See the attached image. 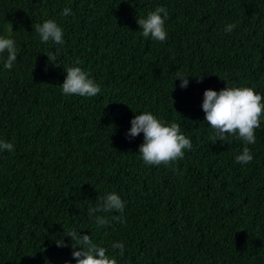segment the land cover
I'll use <instances>...</instances> for the list:
<instances>
[{
    "label": "trees",
    "instance_id": "1",
    "mask_svg": "<svg viewBox=\"0 0 264 264\" xmlns=\"http://www.w3.org/2000/svg\"><path fill=\"white\" fill-rule=\"evenodd\" d=\"M158 6L168 10L164 42L137 23ZM48 19L63 45L40 43L33 24ZM9 22L17 60L11 70L0 61V140L15 150L0 152V264H76L71 237L56 245L73 229L117 264H264V120L247 145L253 161L238 164L244 143L213 144L202 109L204 92L227 84L264 96V0H0V35ZM45 53L56 57L47 70ZM67 66L101 92L63 95ZM143 111L178 123L191 150L169 166L145 164L143 133L126 138ZM113 191L126 222L115 211L90 217ZM95 215L109 224L97 226Z\"/></svg>",
    "mask_w": 264,
    "mask_h": 264
},
{
    "label": "clouds",
    "instance_id": "2",
    "mask_svg": "<svg viewBox=\"0 0 264 264\" xmlns=\"http://www.w3.org/2000/svg\"><path fill=\"white\" fill-rule=\"evenodd\" d=\"M71 13L70 8H64L62 16L67 17ZM168 17V10L165 7L158 6L153 11H149L146 16H138L137 23L142 30L145 38H151L154 41L164 42L167 39L165 22ZM236 25L229 23L224 31L230 33ZM33 30L38 35L39 41L46 44L49 41L56 45H63V29L55 20L48 19L43 23L33 24ZM13 27L9 22L7 27L8 35H0V61H3L4 69L11 70L14 62L17 60V47L15 40L11 37ZM7 53L6 59L3 54ZM48 63L55 64L56 57L50 53ZM79 65V61L76 62ZM67 73L64 82L60 85L62 94L65 96L78 95L81 97H94L101 92V87L96 83L88 72L80 66L65 67ZM176 77L181 81L180 87L187 88L189 77L183 72L177 71ZM198 81L203 80V76H198ZM176 79V80H177ZM202 109L205 112V121L211 126L213 132L210 139L213 144L219 139L223 142L228 136H234L240 139L245 147L242 152L235 156V163L249 164L253 161V154L247 145L256 143V129L260 128L261 121L264 120V96L258 93L254 88L248 86H229L216 91L207 89L204 92ZM143 133V143L139 146V155L143 162L148 165L165 166L182 159L185 150H191L192 142L182 131L176 122H167L158 118L150 111H143L136 114L131 120V128L126 133V138L132 140ZM14 144L8 141L0 140V152L14 151ZM125 203L116 192H107L99 196L94 207L88 209L89 216L96 213L119 212L120 215L113 216L112 219L117 222H126L123 219ZM94 220L97 226H106L109 220L102 215H95ZM64 236L72 239V257L76 264H117L114 256L107 254L105 247L99 246L93 242L88 234L81 235L76 230L64 231L63 235L56 239L58 247H67ZM77 246H80L77 250ZM112 249H119V255H124V243L114 242ZM65 264H71L66 261Z\"/></svg>",
    "mask_w": 264,
    "mask_h": 264
}]
</instances>
